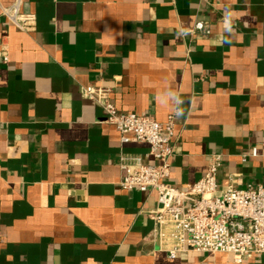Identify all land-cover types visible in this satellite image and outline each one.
Here are the masks:
<instances>
[{
	"label": "crops",
	"instance_id": "crops-1",
	"mask_svg": "<svg viewBox=\"0 0 264 264\" xmlns=\"http://www.w3.org/2000/svg\"><path fill=\"white\" fill-rule=\"evenodd\" d=\"M89 85L159 122L177 110L173 185L213 152L219 190L264 183V0H0V264H264L160 249L157 193L120 185L121 157L154 163L150 146L122 142Z\"/></svg>",
	"mask_w": 264,
	"mask_h": 264
},
{
	"label": "built area",
	"instance_id": "built-area-1",
	"mask_svg": "<svg viewBox=\"0 0 264 264\" xmlns=\"http://www.w3.org/2000/svg\"><path fill=\"white\" fill-rule=\"evenodd\" d=\"M18 28L31 30L35 15L23 13L18 5L5 11ZM208 22L196 21L191 35H208ZM8 61L7 53H3ZM83 96L96 100L106 111V121L116 126L121 141L147 143V157H121L124 174L120 185L126 190L154 191L159 205L147 214L153 221L152 233L160 249L170 258L196 251L215 255L225 253L234 263H242L255 254H264V183L236 187L231 182L219 190L218 176L224 165V154L208 155L205 175L196 182L177 187L169 182L174 155L173 139L176 129L175 109L167 121L159 122L152 115L121 111L110 97V88L85 86ZM257 154V148L252 150ZM246 160V157L244 158Z\"/></svg>",
	"mask_w": 264,
	"mask_h": 264
}]
</instances>
